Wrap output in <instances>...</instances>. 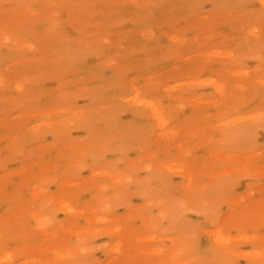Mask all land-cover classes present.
<instances>
[{"label":"rangeland","instance_id":"rangeland-1","mask_svg":"<svg viewBox=\"0 0 264 264\" xmlns=\"http://www.w3.org/2000/svg\"><path fill=\"white\" fill-rule=\"evenodd\" d=\"M0 264H264V0H0Z\"/></svg>","mask_w":264,"mask_h":264}]
</instances>
